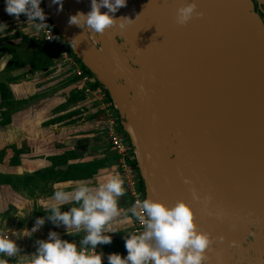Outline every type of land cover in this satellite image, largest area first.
<instances>
[{
	"label": "water",
	"instance_id": "1",
	"mask_svg": "<svg viewBox=\"0 0 264 264\" xmlns=\"http://www.w3.org/2000/svg\"><path fill=\"white\" fill-rule=\"evenodd\" d=\"M191 2L127 0L114 14L131 20L123 29L91 32L101 63L84 38L70 48L81 33L41 0L125 122L145 198L190 207L211 240L205 264H264V0H195L200 15L177 24Z\"/></svg>",
	"mask_w": 264,
	"mask_h": 264
},
{
	"label": "clouds",
	"instance_id": "2",
	"mask_svg": "<svg viewBox=\"0 0 264 264\" xmlns=\"http://www.w3.org/2000/svg\"><path fill=\"white\" fill-rule=\"evenodd\" d=\"M51 3L62 6V0H51ZM126 3L127 0H90V11L86 14L76 12L69 17L68 23L84 27L86 31L90 30L94 34H103L106 29L113 26L123 29L131 20L127 17L115 18L114 14L125 7ZM4 4L6 14L17 20L23 14L33 31L39 33L42 30H50L44 23L46 14L39 6L41 0H4ZM101 8L106 11L101 12ZM59 10L58 7L57 11ZM195 10V0L178 8L176 23L185 24L194 13L199 16L200 13ZM35 21L40 23H34ZM7 28L6 23L0 22V31ZM83 37V35L74 37L70 42V48L75 51ZM123 185L124 181L117 173L97 188L81 184L71 192L54 191L51 199L56 203L50 206L49 221L54 225L58 221L65 229L75 228L77 232L82 226L86 234L80 244L89 245L90 248L81 247L77 250L76 244L61 240L57 233L50 231L46 241H38L36 254L30 259L29 264H102L103 253L95 252V248L97 245L112 243V236L104 233H114L117 230L110 222L119 215L116 198L124 194ZM192 198L198 199L194 191ZM69 201L80 202V206L70 207L68 211L61 212L59 205ZM206 201L207 198L205 203ZM137 209H140V212H137ZM130 211L143 225V231L129 235L124 241L127 254L123 258L119 253H109L107 264H205L207 260L205 250L209 248L211 240L207 233L197 230L193 222V212L184 201H178L169 207L148 198L137 199ZM43 224L44 220L38 218L32 231L35 232ZM249 235L254 233L250 232ZM150 241H154V244ZM18 251L16 243L8 239L6 233H0V254L13 257ZM0 264H8V261L0 258Z\"/></svg>",
	"mask_w": 264,
	"mask_h": 264
},
{
	"label": "rangeland",
	"instance_id": "3",
	"mask_svg": "<svg viewBox=\"0 0 264 264\" xmlns=\"http://www.w3.org/2000/svg\"><path fill=\"white\" fill-rule=\"evenodd\" d=\"M22 16L24 15L21 14V18ZM7 17L10 18V16ZM24 18L26 17L24 16ZM31 38L38 39V35L31 36ZM96 47L98 48L97 42ZM8 67L7 64L4 68V72L8 74V76H3L5 79L8 77L4 81V86L1 87L3 82L0 83V94L5 95L0 97V233H6L8 239L16 243L19 251L13 257L0 254V258L6 259L8 264H29L30 259L36 254L39 246L38 241L47 240L45 237L36 240L32 231L35 221L41 216V213L37 214L39 210L37 201L39 198L42 199L52 194V189L56 186L53 183L54 179L48 177L40 179L34 176V169L45 171L43 169L49 166L48 162L50 161H44V158L50 153L58 152L59 146L55 142V136L50 141L37 143L32 141L15 142L14 135L18 128L16 124L26 114L27 109L38 105L41 107V126L50 125L55 129L64 128L70 123V119H66L62 110H64L66 102H71V94L66 90L65 85L69 84L75 76L73 67L58 57L51 61L46 71H33L28 65L23 67L24 74L19 77L15 76L17 74L14 70L17 68ZM7 96L17 105L9 107L6 111L7 116H2L6 109L4 104ZM29 102H31L29 105H24ZM93 102L92 100L88 101L87 105ZM79 114L81 113L79 112ZM76 116L71 121L75 120ZM99 131L103 136L105 135L102 122ZM63 135L62 132L56 138H62ZM8 139H13V142L8 143ZM55 157L58 156H54L53 162L50 163H63ZM77 187L79 186L71 185L62 189L71 192ZM79 206L80 202L69 201L59 205V210L65 212L70 207ZM49 216L48 212L42 215L46 221L49 220ZM50 227L51 225L45 227L47 236L52 230ZM82 247L89 249L88 245H82Z\"/></svg>",
	"mask_w": 264,
	"mask_h": 264
},
{
	"label": "crops",
	"instance_id": "4",
	"mask_svg": "<svg viewBox=\"0 0 264 264\" xmlns=\"http://www.w3.org/2000/svg\"><path fill=\"white\" fill-rule=\"evenodd\" d=\"M4 7V0H0V22H4L8 25L6 30L0 31V39L12 37L14 35H26L28 37L34 35L37 36V32L32 30L31 25L28 24V21L24 18V16L21 18L20 15L17 20L13 18V16L6 14ZM7 16H10V18ZM10 60V54H0V83L3 82L2 84H4V81L8 78L6 77L5 79L3 76H8V74L4 72V68ZM23 69V67H20L14 70L15 74H17L15 76H22L24 74L22 71ZM91 86L92 85L88 86L79 83L77 78H74L69 84L65 85L66 90L71 94V102H66L65 108L62 110L66 119H70V123H68L64 128L55 129V127L52 128L50 125L41 126V107H38V105L31 107L29 110L27 109L26 114L23 115L19 119L18 124H16L18 128L14 135V140H16L15 142L32 141L37 143L41 141H50L53 139V136H55L54 139L59 146V151L55 154L47 153L49 155L44 158V161L53 162V157L58 156L55 158H59L63 163L54 164L48 162L49 166L43 170H50L53 168L54 171H64L66 166L76 163L86 164L99 162L102 164L90 178L64 182L54 181L53 183H55L56 186L52 189V192L56 190H64L62 188H66L71 185L80 186L81 184L87 185L91 188H97L100 184L106 183L112 175L118 173V158L110 150L105 135L103 136L101 131H99L100 124L103 120V112L101 110V102L103 98L99 95V87L96 86V88L92 89L90 88ZM94 90H96V92ZM91 100L94 102L87 105L88 101ZM5 111H8V109H5ZM79 112L81 114H79ZM75 115H77V118L71 121ZM11 127L14 128L13 126ZM62 132L64 137L59 139L56 138ZM7 142L12 143L13 139H8ZM52 164L56 166L54 167ZM39 172H41L40 169H34V176H36ZM64 191H66V189ZM52 194H49L47 197L42 199H38L37 203L39 210L37 214L41 213V211H44L46 208L50 209V206L53 203H56L51 199ZM116 201L119 215L114 217L113 221L110 223H112L117 230L114 233H104L112 236V243L109 245H97L95 248V252L103 253L102 264H107V255L109 253H119L122 258L127 254L124 248V241L129 237V235H131L130 230L132 227V220L129 214V203L126 193L124 192L122 196L117 197ZM39 218L44 220V224L41 225L38 230L33 232L34 236H36V240H40V237L48 239L45 227L47 225H51V231L57 233V237L59 239L67 240L76 244L77 250H80L82 247L80 241L86 234L82 226L77 232L75 228L65 229V227L58 221L55 225L49 220L46 221V219L42 217V213Z\"/></svg>",
	"mask_w": 264,
	"mask_h": 264
},
{
	"label": "built area",
	"instance_id": "5",
	"mask_svg": "<svg viewBox=\"0 0 264 264\" xmlns=\"http://www.w3.org/2000/svg\"><path fill=\"white\" fill-rule=\"evenodd\" d=\"M39 6L46 14L43 6L41 4ZM256 12L260 16L264 24V8L257 7ZM34 23L40 22L35 21ZM44 23L48 26V29L50 30H42L41 32L37 33L38 40L41 43L50 46L52 50L57 53L58 58L63 59L66 63L73 67V74L75 78L78 79L79 83L88 86L95 85L96 83H98L94 76H92L90 73L84 72L81 69L80 64L78 62V58L74 54L72 55L65 46L60 45L57 42L56 31L48 20L47 15ZM94 91L96 92V90ZM99 91V95L101 96V98H103L101 102V110L103 112L102 126L105 138L107 140L110 150L118 158V173L120 175V178L124 181L123 188L124 192L127 195L129 203L128 209L132 220V227L130 233L139 234L143 231V225L140 224L136 216H133L132 212L130 211L135 200L145 199L142 182L139 178L137 168L134 166L136 154L134 148L129 142L128 136L126 135V124L120 118L117 110L115 109L114 103L111 101L108 94L106 96V90L104 91L102 87H99ZM137 212H140V209H137ZM150 243L154 244V241H150Z\"/></svg>",
	"mask_w": 264,
	"mask_h": 264
},
{
	"label": "trees",
	"instance_id": "6",
	"mask_svg": "<svg viewBox=\"0 0 264 264\" xmlns=\"http://www.w3.org/2000/svg\"><path fill=\"white\" fill-rule=\"evenodd\" d=\"M56 35L57 42L60 45L65 46L72 54L68 45L63 41V39L57 33ZM2 53H8L11 55L8 68H20L28 65L31 66L33 71H46L49 68L51 61L57 57V53L54 52L50 46L41 43L38 39L31 38L26 35H14L12 37H6L2 39V41H0V54ZM78 62L81 69L84 72L89 73L81 64V62ZM3 86L4 85L1 84V87ZM96 86L101 87L99 83H96L95 86L92 85L90 88L94 89ZM105 94L107 96L106 91ZM3 96L5 95H1L0 97ZM31 102L25 103L24 105L27 106ZM14 105L17 104L7 96L6 103L4 104L6 110L9 107H13ZM2 116H7V112L5 111ZM101 165L102 164L99 162L86 164L76 163L66 166L64 171H54L52 168L50 170L41 171L37 173L36 176L40 179L48 177L54 179L56 182L81 180L90 178L97 171V169L101 167ZM53 166L55 167V165ZM134 166L136 167L135 162ZM47 212L51 215V209H44V211H41L42 215Z\"/></svg>",
	"mask_w": 264,
	"mask_h": 264
},
{
	"label": "bare ground",
	"instance_id": "7",
	"mask_svg": "<svg viewBox=\"0 0 264 264\" xmlns=\"http://www.w3.org/2000/svg\"><path fill=\"white\" fill-rule=\"evenodd\" d=\"M62 1H63L62 6L58 5V7L60 8V10L67 19H69L71 15H75L76 12L78 11L81 12L80 7L77 6L74 0H62ZM73 26L81 33V35L84 36L83 38L88 45L90 53L101 63H105V58L102 52L100 51V49L96 47V39L94 38L91 31L90 30L86 31L84 27H79L76 25Z\"/></svg>",
	"mask_w": 264,
	"mask_h": 264
},
{
	"label": "flooded vegetation",
	"instance_id": "8",
	"mask_svg": "<svg viewBox=\"0 0 264 264\" xmlns=\"http://www.w3.org/2000/svg\"><path fill=\"white\" fill-rule=\"evenodd\" d=\"M257 6L255 5V10H256Z\"/></svg>",
	"mask_w": 264,
	"mask_h": 264
}]
</instances>
